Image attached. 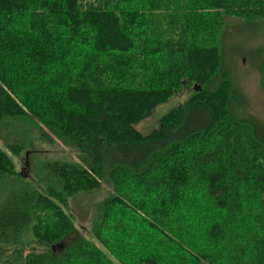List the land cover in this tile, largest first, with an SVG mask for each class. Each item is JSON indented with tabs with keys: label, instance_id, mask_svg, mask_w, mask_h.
Segmentation results:
<instances>
[{
	"label": "trees",
	"instance_id": "1",
	"mask_svg": "<svg viewBox=\"0 0 264 264\" xmlns=\"http://www.w3.org/2000/svg\"><path fill=\"white\" fill-rule=\"evenodd\" d=\"M170 5L0 0V188L9 186L0 189V244L13 248L0 249V264H125L111 257L121 252L135 258L133 264H161L156 245L141 252L149 228L179 244L181 264H264V122L250 111L240 58L230 67L226 52L231 29L264 28V0ZM8 13L23 14L20 31L6 27L13 18ZM234 14L242 20L232 25L227 18ZM85 25L97 37L78 41ZM88 46L103 54L91 57L83 51ZM110 50H134L147 63L157 57L159 66L142 76L146 61L135 65L136 56L119 63L104 53ZM255 68L264 90V43ZM192 81L201 89L193 87L157 129H135ZM198 137L207 139L198 150L186 149ZM57 142L74 147L78 161L49 162L35 181L14 169L12 155ZM104 182L115 194L99 209L95 241L78 233L61 205ZM188 196L211 210L191 243L177 237L179 205L186 206ZM165 202L174 205L167 213ZM44 203L58 204L62 233L34 239L44 250L37 243L28 248ZM115 205L123 209L112 211L110 221Z\"/></svg>",
	"mask_w": 264,
	"mask_h": 264
},
{
	"label": "rangeland",
	"instance_id": "2",
	"mask_svg": "<svg viewBox=\"0 0 264 264\" xmlns=\"http://www.w3.org/2000/svg\"><path fill=\"white\" fill-rule=\"evenodd\" d=\"M157 6L160 8L163 5L171 6L170 3L175 0H155ZM173 6V5H172ZM9 14V17L13 14ZM11 21L9 24L7 23L6 27L14 32H18L21 30V24L23 22V14L19 17L13 15L10 17ZM242 20L239 14L230 15L227 18V22L231 23L232 25L240 23ZM88 24V23H85ZM89 25H85L82 28V33L77 35V39H82L81 36H84V39L92 38L94 36L97 37L94 32L90 29L86 28ZM104 26V25H103ZM15 28L16 30H14ZM61 29V33L64 31L63 28ZM66 30V29H65ZM67 32V31H66ZM84 32V33H83ZM91 36V37H89ZM264 28L260 27V25H253V26H241L235 27L231 29L229 37L227 39V59L230 67L233 66L232 62H237L240 58L238 72H239V80H241L240 84L244 85L245 92L249 97V101L251 103L250 111L252 110L255 114H257L261 120L264 122V90L260 83V74L259 71L255 68L258 64V49L260 45L264 43ZM77 41V42H78ZM87 42L86 40H84ZM80 43V42H79ZM90 44V43H89ZM74 49V47L72 48ZM76 51V49L74 50ZM70 53V58L73 57V53ZM83 51L89 52L92 56L99 55V51L96 50L94 47H87ZM108 53L109 58L111 60H118L120 61L126 60L129 58V62L136 59V62L139 61H146L145 57L142 54H137L134 50L130 51H121V50H110L105 51L104 53ZM249 61H247V60ZM157 57L153 63H147V67H142V76H144V72H151L152 67L159 66V61L156 63ZM93 61V58H91ZM133 63V62H132ZM130 63V64H132ZM137 65H140L139 63ZM128 71V69H126ZM112 77V75L110 74ZM128 77H120V79H126ZM155 77L152 72L150 79ZM186 77V76H184ZM141 76H139V79ZM184 79V78H183ZM119 81V78L115 79ZM148 80V78L144 79ZM195 83L189 82L187 85L181 86L177 90V92L165 102L158 104L153 112L143 120L139 121L135 124V129L139 130L142 133H149L154 128L157 129L160 126V122L162 116L165 115L169 110L178 106L181 103H185L194 93ZM258 117V118H259ZM207 138L198 137L193 140V142L187 147L188 150H198L204 143ZM13 167L16 171L22 172L24 171L25 177L28 180L35 181L37 177V173L41 170L42 167L49 162H53L55 160L67 161V162H76L78 161V152L74 147H70L59 142L55 144H40L38 147V151H24L19 154L12 155ZM24 177V176H23ZM37 186V185H36ZM7 184L1 185V194L5 193L8 190ZM115 194V190L112 183L104 182L100 189L94 191H84L82 193L77 194L69 199L68 203L65 205H61L63 212L70 217L71 222L74 224L78 233L97 241L94 238V234L97 231V227L99 224L98 216H99V209L102 205V202L105 199L111 198ZM191 197V196H188ZM188 204L185 208L181 205V208L178 212L181 213L178 216L177 220V229L179 234L177 235L183 241H187L191 243L193 239L198 235V231H202L203 226H205V219L202 216H205V210L208 209L209 213L211 210L209 209L210 206L205 204H200L199 202L196 203V199L191 197L188 199ZM160 204V203H159ZM157 205V203H156ZM162 206V205H161ZM40 212L37 214V219L35 220L34 224L31 226L32 231H30L29 237V247L31 248L35 245L34 239H38V242L42 240H55L58 239L59 235H61V226L64 224L62 218L59 215L58 204L44 203L40 206ZM174 208L173 204H169L165 202L161 207L164 213L171 211ZM122 206L115 205L110 208V214L108 219L112 221L113 212H121ZM206 218L209 220L211 216L206 215ZM70 222V223H71ZM116 239H120L118 235H115ZM66 239V238H65ZM32 240V241H31ZM67 240V239H66ZM140 243L142 245L141 252L148 253L146 250H152L150 244L156 245L158 248L157 255L160 256V263L165 261V264L171 263L170 260L174 258L176 263L181 264L183 262V256H181L177 251H180V246L173 240L170 241H163L160 237L158 231L155 229H147L141 235ZM0 249L5 250L7 252H11V249L5 244H0ZM37 248L39 250H44V247L37 243ZM156 251V249H155ZM139 251L135 252L134 254L138 253ZM153 254V253H152ZM119 263L125 264H133L135 258L131 257L128 253L121 252L118 256H112ZM182 259V260H181ZM159 264V262H158Z\"/></svg>",
	"mask_w": 264,
	"mask_h": 264
},
{
	"label": "water",
	"instance_id": "3",
	"mask_svg": "<svg viewBox=\"0 0 264 264\" xmlns=\"http://www.w3.org/2000/svg\"><path fill=\"white\" fill-rule=\"evenodd\" d=\"M194 87H195L197 90H200V89H201V87H200V86H197V85H194ZM21 174H22L24 177L26 176L25 173H24V171H22Z\"/></svg>",
	"mask_w": 264,
	"mask_h": 264
}]
</instances>
